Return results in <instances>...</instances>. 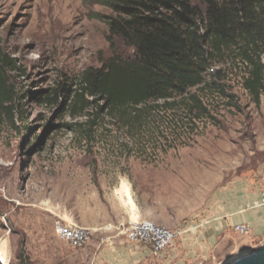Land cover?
<instances>
[{"label":"rangeland","instance_id":"obj_1","mask_svg":"<svg viewBox=\"0 0 264 264\" xmlns=\"http://www.w3.org/2000/svg\"><path fill=\"white\" fill-rule=\"evenodd\" d=\"M107 13L97 0H0V47L17 62L8 74L20 95L14 117L0 114V264H77L78 248L56 225L108 224L130 206L123 184L136 204L131 221L172 228L238 209L261 192L247 189L264 179V95L258 105L244 88L235 52L211 69H223L227 94L194 87L209 113L184 130L173 127L180 106L166 109L159 100L140 125L101 112L91 133L96 108L76 112L74 91L86 69L113 55L100 19ZM249 235L229 229L230 245L208 264H229L264 243Z\"/></svg>","mask_w":264,"mask_h":264},{"label":"trees","instance_id":"obj_2","mask_svg":"<svg viewBox=\"0 0 264 264\" xmlns=\"http://www.w3.org/2000/svg\"><path fill=\"white\" fill-rule=\"evenodd\" d=\"M110 9L100 19L108 27L113 55L100 67L86 69L74 91V110L95 107L90 131L106 112L126 127L142 124L149 109L180 106L173 127L184 130L209 109L194 87L215 88L223 69L215 62L235 52L245 67L243 86L256 104L264 95V0H97ZM128 48L125 55L117 49ZM17 62L0 47V114L14 117L20 95L9 72ZM208 78H211L209 80ZM58 89L54 90V94ZM53 95H48L46 99ZM102 101L103 104H100ZM154 106L148 108V104ZM162 107V106H161Z\"/></svg>","mask_w":264,"mask_h":264},{"label":"crops","instance_id":"obj_3","mask_svg":"<svg viewBox=\"0 0 264 264\" xmlns=\"http://www.w3.org/2000/svg\"><path fill=\"white\" fill-rule=\"evenodd\" d=\"M123 184L122 192L126 196L125 211L119 215H110L108 224L103 220H95L88 227L92 229V238L88 245L76 252L77 264H208L216 257V249L229 246V229L234 231V226L239 223H247L251 226L249 240H256L264 236V207L253 208L252 201L238 209L225 207L218 214L206 219L200 224H188V231L179 239L176 246L162 256H153L147 248L133 244L121 231L120 224L131 221V217H138L136 204L129 200ZM248 193L256 189H264V179L255 178L249 183ZM249 194L243 195L248 196ZM115 209L119 202H110ZM235 232V231H234ZM262 244V243H260ZM235 248V246H234Z\"/></svg>","mask_w":264,"mask_h":264},{"label":"built area","instance_id":"obj_4","mask_svg":"<svg viewBox=\"0 0 264 264\" xmlns=\"http://www.w3.org/2000/svg\"><path fill=\"white\" fill-rule=\"evenodd\" d=\"M251 206L253 208L264 207V189ZM120 228L130 242L147 248L150 254L157 257L173 249L177 241L183 238L188 231L187 227L172 228L143 219L121 223ZM55 230L62 240L78 249L86 247L92 238V229L77 223L59 222ZM234 231L241 235H247L251 231V226L247 223H239L234 226Z\"/></svg>","mask_w":264,"mask_h":264},{"label":"water","instance_id":"obj_5","mask_svg":"<svg viewBox=\"0 0 264 264\" xmlns=\"http://www.w3.org/2000/svg\"><path fill=\"white\" fill-rule=\"evenodd\" d=\"M229 264H264V243L260 244L251 253L238 257Z\"/></svg>","mask_w":264,"mask_h":264},{"label":"bare ground","instance_id":"obj_6","mask_svg":"<svg viewBox=\"0 0 264 264\" xmlns=\"http://www.w3.org/2000/svg\"><path fill=\"white\" fill-rule=\"evenodd\" d=\"M124 191L128 195L129 200H132L131 195H130V190H129V187L128 186H125ZM6 246H7V244H6ZM0 256L3 259H5V256H6L5 243L0 244Z\"/></svg>","mask_w":264,"mask_h":264}]
</instances>
